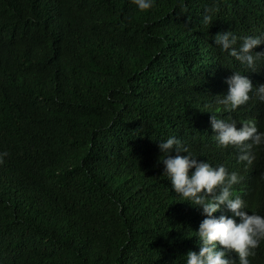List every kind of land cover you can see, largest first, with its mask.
Returning a JSON list of instances; mask_svg holds the SVG:
<instances>
[{
  "label": "trees",
  "instance_id": "1",
  "mask_svg": "<svg viewBox=\"0 0 264 264\" xmlns=\"http://www.w3.org/2000/svg\"><path fill=\"white\" fill-rule=\"evenodd\" d=\"M229 30L264 37V0H0V264H184L205 217L162 176L169 136L237 172L264 215V151L245 166L209 122L233 71L264 84V60L214 44ZM217 115L264 131L254 99Z\"/></svg>",
  "mask_w": 264,
  "mask_h": 264
},
{
  "label": "clouds",
  "instance_id": "2",
  "mask_svg": "<svg viewBox=\"0 0 264 264\" xmlns=\"http://www.w3.org/2000/svg\"><path fill=\"white\" fill-rule=\"evenodd\" d=\"M131 2L142 12L155 6V0ZM211 20V15L205 14L202 23L207 25ZM212 39L221 53H226L251 71H256L264 60V51H253L264 43L262 36H237L229 30L217 33ZM225 83L227 93L218 95L216 100L222 107L209 111L212 114L209 122L217 147L234 149L238 153L237 160L248 166L256 159L257 151H264V131L260 130L256 119L237 121L231 117L220 118L217 113L235 112L253 99L264 103V84L254 86L239 71H233ZM158 149L163 164L162 176L171 182L179 199L200 209L205 217L198 230L193 231L199 251H189L184 264H252L250 258L256 256V249L264 242V215L249 214L246 201L235 193L234 186L241 182L242 177L223 164L213 166L207 160L197 159L176 136L158 141ZM8 156L7 151L0 152V165ZM218 211L222 214L217 217L214 213ZM232 253L236 258L231 257Z\"/></svg>",
  "mask_w": 264,
  "mask_h": 264
}]
</instances>
